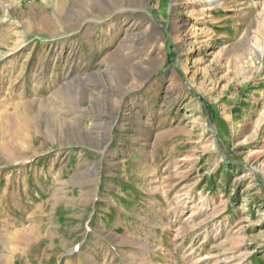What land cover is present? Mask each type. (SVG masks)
<instances>
[{
  "label": "rangeland",
  "instance_id": "obj_1",
  "mask_svg": "<svg viewBox=\"0 0 264 264\" xmlns=\"http://www.w3.org/2000/svg\"><path fill=\"white\" fill-rule=\"evenodd\" d=\"M0 264H264V0H0Z\"/></svg>",
  "mask_w": 264,
  "mask_h": 264
}]
</instances>
